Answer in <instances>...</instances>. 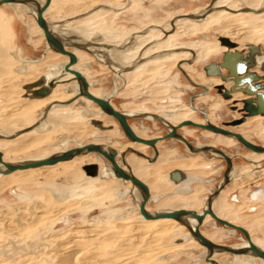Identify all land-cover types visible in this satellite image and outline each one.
<instances>
[{"label": "rangeland", "instance_id": "1", "mask_svg": "<svg viewBox=\"0 0 264 264\" xmlns=\"http://www.w3.org/2000/svg\"><path fill=\"white\" fill-rule=\"evenodd\" d=\"M214 1L55 0L53 9L47 13L46 17L57 25H53L55 28L63 26L68 30L72 29L75 33L72 34L74 37H71V41L77 43L82 39L85 42L80 49L73 44L67 48L76 50L80 55V69L84 71L83 74L91 83L90 89L103 94V98L109 97L116 109L130 115V125L135 128L134 130L143 138L152 139L169 133L168 126L160 121L149 120L145 115H143L145 117H132V114L142 112L172 119L174 117L172 109L187 107L192 95L202 93L201 89L192 86L183 71L194 83L205 85V81L211 78L205 76L204 67L214 61L219 63L223 57L222 52L193 64L187 63L191 61L189 54L171 58L164 63H150L144 67L145 69L137 70L132 65L135 63L142 65L165 52L161 48L156 49V43H160L166 37L163 30H171V23H169L171 19L206 11ZM223 5L235 11L230 10L229 14L216 18L210 17V20L204 21L205 23L190 20L191 24L196 26L199 23L201 27L199 28L198 25L196 30L189 33L190 35L173 36L169 41L170 46H183L190 42L220 45V39L223 37L238 41V33L264 23V13L258 15L242 12L245 4L241 0H228ZM21 8L20 5L15 8L7 5L0 7V136L2 133L13 135L22 128L33 127L39 123L42 113L48 105L45 104L37 109H25L22 105L23 98L27 93L24 87L43 77L52 65L64 62L62 56H55L52 51L48 50L46 39L33 25L32 14L18 13ZM80 23H85L86 27L83 25V28ZM77 24L79 27L76 31L77 26L75 25ZM90 27L94 29L92 30ZM81 34L85 36L82 37ZM145 34L147 35L145 36ZM137 36L150 37L151 39L145 42L142 47L137 48L136 52H132L131 41ZM172 39L174 40L171 41ZM238 44L239 47L241 45L244 50H248L247 43L240 42ZM262 45H264V37L258 41V46L262 47ZM89 46L98 47L102 52L100 50L91 52L87 49ZM44 56L49 58L48 61L43 60L34 64L30 62L42 59ZM105 57L115 61L114 64L104 61ZM140 58H144L145 61L142 60L141 63H138ZM181 64H185L184 68ZM179 65L183 71L179 69ZM21 67H26L29 73L27 75L20 74ZM70 97L68 95L65 99ZM93 105L92 103L87 105V109L90 110L88 113L102 122L105 131L82 132L79 136L67 124L66 127L57 124V128L54 127L47 132L41 129L36 130L30 135L41 136L43 140L27 150L7 154L6 160L22 162L33 155L47 156L52 152L65 151L91 143L104 144L108 141H117L124 146H130L131 141L124 135L119 123L107 115L101 114L99 108L96 109L97 106ZM194 105L197 109L204 110L213 124L244 134L249 141L264 147V130L260 136L253 133L259 125L262 126L260 122L263 119L259 123L255 121L244 123L239 127H226V123L242 117V114L232 113L234 112L231 109L233 104L226 101L216 90L212 89L207 96L198 98ZM76 109H80V107H76ZM132 110H137L138 113H134ZM68 112L73 113L71 109H67L59 114L64 116ZM14 113L17 116H13ZM9 116H12L11 123L5 125L4 119ZM187 119L200 123L204 117L202 114L198 115L192 112L187 116ZM78 123L75 122L76 125ZM71 124L74 125L73 122ZM179 133L196 147L215 144L216 148L231 155L233 163L238 168L246 169L241 176L231 181L218 201L222 198L228 212L231 210V205L235 203L239 205L237 211L234 208L230 211L229 218L231 220H237L235 217L240 218L239 226L243 225L248 228L255 241H264V197H260L257 201H249L250 195L255 191L264 195V157L256 160L255 163L247 160L251 151L244 148L238 141L232 140L222 144L218 142L215 134H208L195 127H185ZM1 139L2 137H0ZM62 144L63 146H61ZM139 150L144 155H153V149L150 147L144 149L141 147ZM158 151L159 159L158 161L156 159L154 163H150L136 154L126 156V160L134 158L145 166L148 173L144 174L141 180L148 181L147 183L151 184L149 186L155 190H157L156 185H160L164 189L156 193L157 195L161 194L162 197L154 196L148 203L149 211H161L160 202L167 200L176 191L172 183L167 180L165 183L162 182L167 178L168 171L172 167H177L176 163L181 161L197 160L205 166L210 165L208 168L210 174L201 175V178L206 182L202 187V194H198L201 204L197 209H194L201 212L205 207L206 198L209 197V190L212 193L215 192L223 179L227 167L226 162L209 153H191L182 142L174 139L160 144ZM161 152L165 153L161 155ZM95 158L97 161L102 160V157L93 154L74 163L71 162V165L59 166L46 173L41 174V171L28 172L29 174L19 173L3 181L7 183L0 189V264H57V258L54 255L60 252L58 248L62 243L67 244L72 239L81 244L88 241L95 242L92 239L93 236L98 233H109L117 227H132V233L118 237L111 235L107 241L103 242L98 241L99 239L96 240V244L83 251L79 257L82 258L80 263L206 264L203 259L205 249L194 241L176 246H171L173 239L170 240L166 236L162 240L154 241L152 234L147 233V228L153 230L156 225L149 227L140 220L138 211H136L135 197L130 194L132 191L130 184L126 186L113 179L106 185H101L100 179H89L90 177L86 175L83 167L92 163V159ZM122 160L120 154L118 161ZM101 162L107 172L110 164L104 159ZM178 168L181 167L174 170H181ZM184 169L182 170L185 173H197L201 170L199 167L190 168V171ZM117 189L127 195V200L116 197ZM73 191L84 192L87 197L82 195L75 199L71 195ZM59 193H62L64 197L58 198ZM95 193H101L100 202H95L93 199L92 196ZM235 197H237V201L234 202ZM65 216L69 221L61 224L62 218ZM179 228L180 226L176 229L180 232L177 237L188 233L186 228ZM201 230L203 234L212 237L217 244L237 245L241 244L244 239V236L239 232L231 239L219 238L218 235H216V239L213 237L215 233L219 234L227 229L215 224L212 219L204 224ZM113 238L116 240L115 242ZM80 250L81 247L75 249V251ZM64 252L66 253L68 250H64L61 254ZM233 258L230 254L215 256V259L221 264H232Z\"/></svg>", "mask_w": 264, "mask_h": 264}, {"label": "bare ground", "instance_id": "2", "mask_svg": "<svg viewBox=\"0 0 264 264\" xmlns=\"http://www.w3.org/2000/svg\"><path fill=\"white\" fill-rule=\"evenodd\" d=\"M47 0H19L17 2H14V3H11V4H7V5H10L11 8H15L16 6L20 5L22 6L21 10L18 12V13H23V14H32V20L34 21L36 27L40 30L41 32V35L44 36V33L43 31L38 27V24H37V16H38V13L41 9V7L46 3ZM226 1L228 0H215L214 3L208 8L203 11H200V12H197V13H193L191 15H184V16H180L174 20H172L171 22V30L168 32V33H165L166 35L167 34H171L173 33L172 35H167L168 37H165L164 40L162 39V41L159 43H156V49L158 48H161L163 50V54H160L159 56H155L154 58H152V61H148L142 65L138 64L136 65H132L133 68H136L137 70L139 69H142L146 66H148L150 63H164L166 61H168L169 59L171 58H174V57H182L184 55H191V61L187 62V63H190V64H193L201 59H204V58H207V57H210L212 56V54H215V53H218L220 51H224L226 48L229 49L228 47L226 46H223L222 43L221 45H216V44H209V43H200V42H190L188 44H185L183 46H170L169 44V41L171 38H173V36H184V35H188L190 32H193L194 30L197 29V26L199 25H193L190 23V20L192 21H196V22H206L208 20H210V17L212 18H216V17H220L224 14H229L228 11H235V10H232V8H226L224 7L225 5H223ZM244 4H245V8L242 10V12H247V13H250V14H263L264 13V0H241ZM133 2V1H132ZM21 3V4H19ZM52 5V1H51V4L50 6L48 7V9H50ZM6 6V5H5ZM228 6V5H227ZM225 8V9H224ZM48 9L46 10V12L48 11ZM234 9V8H233ZM45 12V13H46ZM210 14V15H208ZM208 15V16H207ZM45 16V14H44ZM214 16V17H213ZM206 17V18H205ZM84 19V18H83ZM47 20V19H46ZM48 21V20H47ZM204 22V23H205ZM49 23V26H50V29L52 31V33L63 43V45L65 47H69L70 45H74L76 48L80 49L82 48V45L85 43L82 39L79 40L80 42H74V41H71V37H74L72 34H74L75 32L72 31V29L69 28L66 29L65 27H61L59 26L58 28H55L53 27V25L48 21ZM88 23V22H87ZM79 24V23H78ZM78 24L75 25L77 26L76 28V31L78 29ZM82 24V26L85 24V23H80ZM72 25V24H71ZM96 25V24H95ZM94 25V27H95ZM81 26V25H80ZM86 27V25H84ZM83 26V28H84ZM88 26H90L88 24ZM201 26L199 25V28ZM203 27V26H202ZM92 29V27H90ZM96 28V27H95ZM166 28V27H165ZM174 28V29H173ZM87 29V28H86ZM94 29V28H93ZM92 29V30H93ZM80 30V29H79ZM78 30V32H79ZM82 30V28H81ZM85 30V29H84ZM238 30V29H237ZM242 30V29H241ZM68 31H71V32H68ZM147 31V30H146ZM145 31V32H146ZM162 31V30H161ZM164 31V30H163ZM144 32V33H145ZM167 32V31H166ZM241 32V31H239ZM107 34V33H106ZM105 34V35H106ZM143 34V33H142ZM80 35V34H79ZM83 34H81L82 36ZM92 35V34H91ZM147 34H145L146 36ZM190 35V34H189ZM223 35V34H222ZM85 36V35H84ZM82 36V37H84ZM96 36V35H94ZM100 36V35H98ZM102 37V35H101ZM109 37V36H108ZM152 37V36H151ZM264 37V23L262 24H259L255 27H251V28H248L246 31L242 32V33H238V41H234L236 45H238L237 43H240V42H243V43H247L248 45H258V41L261 40V38ZM45 38V37H44ZM107 38V37H106ZM115 38V37H114ZM117 38V37H116ZM159 38V37H157ZM226 38V37H225ZM86 39V38H84ZM110 39V37H109ZM150 37L147 38V37H141V36H137V37H134L132 38V52L135 51L137 48H140V46L142 47V45L145 43V42H148L150 41ZM97 40V39H96ZM102 40V39H101ZM106 40V39H105ZM111 40V39H110ZM115 40V39H113ZM174 39H172L171 41H173ZM232 41V40H231ZM88 42V41H87ZM91 42V41H90ZM110 42V41H109ZM233 42V41H232ZM233 42V43H234ZM92 44V43H91ZM97 44V43H96ZM131 44V43H130ZM150 44V43H149ZM46 45H47V48L49 51H52L53 52V55L57 56V55H60L58 53H56L55 51H53L50 46L47 44L46 42ZM88 45V44H87ZM102 45V44H100ZM98 46V45H97ZM115 46V45H114ZM99 47V46H98ZM98 47H94V46H89L87 49L91 52H96L97 50H100L98 49ZM144 47V46H143ZM240 47H242L240 45ZM260 47V46H258ZM104 48H106L104 46ZM239 48V46H238ZM108 49V48H107ZM106 49V50H107ZM160 50V49H159ZM73 51L76 56L78 57V64L72 68L71 71H78L80 73H84V71H82V69H80V55L77 53L76 50H71ZM102 52V50H100ZM129 51V50H128ZM157 51V50H156ZM126 52V51H124ZM136 52V51H135ZM138 52V51H137ZM155 52V51H154ZM149 53V52H148ZM134 54V53H133ZM151 54V53H150ZM127 55V54H126ZM142 55V54H141ZM149 55V54H147ZM62 56V55H60ZM116 56V55H115ZM63 59H64V62L63 64H54L52 65L50 68H48V71L47 73L41 77L40 79H43L44 80V86H48L49 83L51 82H54L55 84V88L52 89V92L51 94L48 96V97H45V98H41V99H31L29 97L24 96L23 98V101H22V105L25 107V109L27 110H30V109H37L38 107H41L43 105H48L47 108L45 109V111H43L42 113V118L41 120L39 121V123H37L35 126L31 127V126H28L26 129L25 128H22L21 130H18V132L16 134H13L11 135L10 133H2L3 136H0L2 137V139L0 140V152H2L3 156H6L7 154H10V153H15V152H21V151H24V150H27L31 147H34L35 145H37L38 143H40L43 139L41 136H32L30 135L31 133H34L36 130H43V131H49L50 129L56 127L57 124H59L58 126H65L66 124L68 125L69 128H71L72 130H74L77 135H81L82 132H94V131H102L101 128H104L105 127L103 126V124L95 119H93V116H91L88 112H90L89 109H87V105L91 104L92 102L89 101L88 99H86L85 97H82L78 100H76L75 102H73L72 104L70 105H66V103L71 100L73 97H75L78 93H79V84L77 82V80L75 79L76 77L71 74L69 71H66L65 67L66 65L69 63V59L68 57H65V56H62ZM99 57H101L99 55ZM135 57V56H134ZM258 57V58H257ZM256 57V63L258 65V67L256 68L257 69V73L258 70L260 69V66L261 65H264V53L260 55H258ZM104 58V57H102ZM43 60H46V59H49L48 57L44 56L42 58ZM43 60H36V61H30L31 63H38V62H42ZM121 60V59H120ZM144 60V58H140L139 62L138 63H141V61ZM107 63H111V64H114L115 61H112V59L110 60V58L108 57H105V60ZM136 61V60H134ZM145 61V60H144ZM183 61V60H182ZM123 63V62H122ZM132 63V62H131ZM182 65V64H181ZM151 66V65H150ZM185 64L182 65V67L184 68ZM132 68V69H133ZM145 69V68H144ZM179 69H181L180 65H179ZM28 69L26 67H21L19 72L20 74H24V75H27L29 72L27 71ZM135 70V69H134ZM181 71H183V69H181ZM184 72V71H183ZM187 74V73H186ZM260 75H263L262 73H259ZM84 75V74H83ZM143 75V74H142ZM85 76V75H84ZM86 77V76H85ZM87 78V77H86ZM187 78L189 79L190 82L194 83L190 77L188 76L187 74ZM39 79V80H40ZM218 80V79H217ZM38 81V80H37ZM36 82V81H35ZM33 82V83H35ZM89 82V81H88ZM222 82V81H221ZM205 83H207L209 86H212V85H215L217 83L216 80H213L212 78L209 79V80H206ZM29 84H32V83H29ZM89 84L91 85V83L89 82ZM196 84V83H195ZM224 84V83H222ZM221 84V85H222ZM230 84V87L232 85V83H229ZM28 85V84H27ZM198 85V84H197ZM218 85V84H217ZM226 86V84H224ZM26 86V85H25ZM193 86V85H192ZM201 86H204V85H201ZM219 86V85H218ZM194 87V86H193ZM213 87H216V86H213ZM212 87V88H213ZM229 87V88H230ZM196 88V87H195ZM228 88V87H226ZM228 88V89H229ZM26 91V90H25ZM90 93L96 97H99V98H103L101 93H99L97 90H93V89H90ZM240 94L242 93H237L236 95L234 94L233 97L234 98H241ZM68 95H70L71 97L69 99H65V97H67ZM244 95V94H242ZM245 96V95H244ZM233 97L230 101L233 100ZM103 99H106V100H109L110 101V98L107 97V98H103ZM197 100V99H196ZM195 100V101H196ZM194 101V102H195ZM194 102H193V106H194ZM111 103V101H110ZM235 104L239 103V101H234ZM94 104V103H92ZM112 104V103H111ZM95 105V104H94ZM241 105V104H240ZM97 106V105H96ZM50 107V108H49ZM76 107H80V109H76ZM98 107V106H97ZM191 107V106H190ZM49 108V109H48ZM90 108V106H89ZM99 108V107H98ZM242 108V107H241ZM67 109H72V110H76L74 113H67L66 115L64 116H61L59 114V112H62L64 110H67ZM100 109V108H99ZM193 111H196V112H199L195 106L194 108H191ZM170 111V110H169ZM172 111H174V117H173V120L175 122H183L185 120H187V116L190 115V113H192L190 111L189 108H187L186 106H182V107H178V108H175V109H172ZM100 112L101 114H104L101 109H100ZM132 112L134 113H138L137 110H132ZM205 112V111H204ZM123 113V112H122ZM200 113V112H199ZM207 114V113H206ZM106 115V114H104ZM124 115L128 118V121L130 119L129 116H127L125 113ZM13 116H17L16 113L13 114ZM108 116V115H107ZM145 116L150 119V120H156V121H160L162 123H164V125H167L168 127H170L172 124L168 123L166 120H164L162 117H159V116H152V115H149V114H145ZM143 115L141 116H138V117H145ZM12 116H9L7 118L4 119V124L5 125H8L10 124V118ZM110 117V116H108ZM207 117H208V114H207ZM264 116H253V117H249V119L247 118L248 122H255V121H258V123L263 119ZM86 119H88L86 121ZM110 119H114L112 117H110ZM209 119V118H208ZM115 120V119H114ZM246 120V122H247ZM110 121V120H109ZM117 121V120H116ZM210 121V120H209ZM71 122L74 123V125L71 124ZM75 122H79L78 125L75 124ZM211 122V121H210ZM100 123V124H99ZM196 123V122H195ZM212 123V122H211ZM261 123V122H260ZM70 124V125H69ZM102 124V126H101ZM202 124V123H201ZM213 124V123H212ZM89 125V126H88ZM215 125V124H214ZM57 126V127H58ZM82 126V127H81ZM87 126V127H86ZM31 127V128H30ZM56 127V128H57ZM66 127V126H65ZM86 127V128H84ZM107 128V127H106ZM262 130H264V127L262 126H258L256 129H254L253 133L255 135H261L262 133ZM204 131V130H203ZM134 132L136 133L137 136H139L140 138H143L136 130H134ZM206 133L207 132H210V131H205ZM212 133V132H210ZM9 134V135H8ZM209 134V133H208ZM214 134V133H213ZM79 135V136H80ZM125 135V134H124ZM216 135V134H215ZM220 137H218V140L220 141V143L222 144H226V142H231L232 140L236 141L235 139L233 138H230V137H225V136H222V135H219ZM258 136V137H259ZM246 138V137H245ZM64 142V141H63ZM233 143V142H232ZM253 143V142H252ZM132 145L130 146H124L122 145V143H119L117 141H108L107 143L105 144H101V145H105L107 148H109L113 153L116 154V160L118 162V157L121 153V156L123 154H126L125 157H124V160L126 162V165H128L130 167V171L132 172V162H131V158H128L126 160V156L128 154H136V153H142L139 149L141 147H145V145H141V144H137V143H132ZM255 144V143H254ZM63 146V144L61 145ZM84 146V145H82ZM194 146V145H193ZM77 147H81V146H77ZM148 147V146H146ZM196 149H201L203 147H196L194 146ZM205 147V146H204ZM218 149V148H217ZM67 150H70V149H66L65 151ZM131 150H134L136 153H133ZM158 150V148H157ZM65 151H57V152H52L50 155H47V156H44L42 154V156L40 157V155H33L31 158H28L27 160L25 161H22V162H6L4 161L5 163H14V164H18V163H32V162H35V161H39V160H43V159H47L48 157L54 155V154H57V153H63ZM225 152V151H224ZM159 153V151H158ZM226 153V152H225ZM143 154V153H142ZM202 154H206V153H202ZM210 155H213L215 158H219V159H223L219 154H217L216 152H209ZM227 154V153H226ZM90 155H93V154H89V155H85V156H79V157H76L75 159H73L72 161H79L80 159H83L82 157H86V156H90ZM97 155V154H95ZM137 155V154H136ZM229 155V154H227ZM100 156V155H99ZM231 157V155H229ZM101 157V156H100ZM158 156H156L155 158L157 159ZM264 157V154H257V153H254V152H250V156L249 158H247V160H250V161H253L255 163L256 160L258 159H261ZM123 159V157H122ZM233 159V158H232ZM101 160V159H100ZM103 160V158H102ZM101 160V161H102ZM147 160V159H146ZM151 160H154V159H151ZM72 161H69V162H63V163H59L57 165H54V166H48V167H42V168H38V169H30V170H25V171H16L10 175H0V189L2 187L5 186V184L7 182H3L6 178H10L13 174H19V173H28V171H34V172H40L41 174L42 173H46L47 171L49 170H53L54 167H57L59 165H68L69 163H71ZM93 161V159H92ZM100 162V161H99ZM101 163V162H100ZM119 163V162H118ZM121 166L123 168H125L126 170H128V168L123 165V160L120 162ZM86 165H92V164H86ZM96 165V164H95ZM134 168H136V165H133ZM111 169H112V166L110 165ZM0 169L3 171L5 170L3 165L0 164ZM101 170L103 171V176H100L98 174V176L96 178H101L103 181H101V185L103 184H107L109 183V181H104V180H110V179H115V180H120V181H123L124 182V185L128 186L130 183L129 182H125L124 180L122 179H118L115 174H114V171L112 169V174L111 173H107L109 172V170H107V172L105 171V168L102 166L101 167ZM137 170V168H136ZM246 169L245 168H238L236 165L234 166V163H233V171H232V174H231V179L234 180L235 178H237L238 176H241L244 171ZM99 172H100V168H99ZM184 172V171H183ZM39 173V174H40ZM133 174L135 172H132ZM185 173V172H184ZM208 171L202 173V174H207ZM29 174V173H28ZM254 176V175H253ZM168 177V176H167ZM186 177H187V180L185 183L183 184H180V185H174V186H177V189L176 191L174 192V194L171 196L174 197V196H180V197H186V196H190L193 194L192 192V186H204L205 184V180H203L202 178H200V176H197L196 174L194 175L193 174H189L186 173ZM92 178V177H90ZM132 184V183H131ZM130 184V185H131ZM222 185V180L221 182L219 183L218 187H220ZM228 187V186H227ZM226 187V188H227ZM225 188V189H226ZM218 189V188H217ZM225 189H223L222 191H224ZM71 191V190H70ZM69 191V192H70ZM82 192V191H81ZM128 192V191H127ZM192 192V194H191ZM84 193V192H82ZM222 193V192H221ZM70 194V193H69ZM103 194V193H102ZM128 194V193H127ZM130 194H133L134 197H135V200H136V203H137V209L136 211H138V215L140 216V220L143 221V223H145L144 225H148L149 227H152L151 225H156V228L153 229V230H150V228H147V233H151L152 236L154 237V241H158V240H162L165 236L167 238H169L170 240L173 239V242L170 244L171 246H176V245H184L186 243H189L191 241H194L196 243H198L195 239H193L190 235V233L188 232L187 234L183 235V236H180V237H177L178 235V231L176 230L177 227H184L182 225H180L178 222L174 221V220H158V221H147L145 219H143V217L140 215V205H141V202H142V199H141V195H140V192L139 190L136 188V187H132V191H130ZM212 194V193H211ZM210 194V195H211ZM71 195L75 196V199L77 197H80L82 196L81 193H77V192H72ZM85 196V195H83ZM100 196H101V193L97 194L95 193L93 197V199L95 200V202H100ZM61 197H64L61 196ZM59 197V198H61ZM122 200L126 199V195H123V196H120ZM260 197H264L263 194H261L259 191H255L252 193V195H250V198H249V201L253 202V201H257L259 200ZM170 198V197H169ZM208 198V197H207ZM206 198V199H207ZM219 198V197H218ZM217 198V199H218ZM164 199V198H163ZM216 199V200H217ZM61 200V199H60ZM166 200V199H165ZM215 200V201H216ZM214 201V202H215ZM71 202V201H70ZM93 202V201H92ZM69 203V202H68ZM162 203V202H160ZM165 203V202H164ZM46 204V203H44ZM65 204V203H64ZM167 204H169V201H167ZM72 204L70 203V206ZM235 205V206H234ZM63 206V204H62ZM66 206H68L66 204ZM206 207V205H205ZM204 207V209H205ZM231 210H233V208L235 209V211H237V208H239V205H237L236 203L231 205ZM55 208V207H54ZM53 208V209H54ZM61 208V207H60ZM136 208V207H135ZM57 209V208H56ZM64 209V208H63ZM203 209V210H204ZM58 210V209H57ZM134 210V209H133ZM178 210V209H177ZM202 210V211H203ZM162 212H151L153 214H157V213H163V212H169V211H175V210H161ZM196 211V210H194ZM201 211V212H202ZM213 211L215 212V214L221 218V219H224V220H227L229 222H231L232 220L229 218L230 215H231V212L227 211V209H225L224 207V203L222 202V200H220L219 202H215L213 203ZM198 212V211H197ZM201 212H198V213H201ZM54 215V213H52ZM57 215V214H56ZM45 216V214H44ZM46 217V216H45ZM54 218V217H53ZM210 219H212L214 221L215 224L216 221L211 217V216H207L206 217V220L204 221V224H206ZM190 223L192 224L193 227H195L197 225V221L193 218H190L189 219ZM203 224V225H204ZM147 227V226H146ZM223 227V226H222ZM185 228V227H184ZM224 229H227V231H224L222 234H224L225 236H223V238L225 237V239H230V236H235L236 235V231L235 230H232V229H228L226 227H223ZM145 229V228H144ZM24 230V229H23ZM143 230V229H142ZM146 230V229H145ZM187 230V229H186ZM202 232V231H201ZM132 233V227H117L116 229H114V231H109V233H106L105 234H101V233H98L96 234L95 236H93V240H95V242H87V243H84V244H81L80 242L76 241V240H73L72 241H67L68 243H62L60 246H59V253L58 254H53L54 256H56L57 258V264H82L80 263V259L79 257H81L83 251L87 250V248H89V246L93 245V244H96V240L100 241V242H103L104 240L107 241L108 240V237H110L112 235L115 236V237H118V236H127L128 234ZM203 234V232H202ZM204 235V234H203ZM226 235H230L229 237H226ZM130 236V235H129ZM128 236V237H129ZM132 236V235H131ZM205 236V235H204ZM206 237V236H205ZM222 237V236H221ZM114 239V238H113ZM118 239V238H117ZM168 239V241H169ZM245 239V238H244ZM78 240V239H77ZM92 240V241H93ZM112 240V239H111ZM210 240V239H209ZM246 240V239H245ZM253 240V239H252ZM85 241V240H83ZM116 240L114 239V242ZM175 241H180V243H175ZM212 241V240H211ZM170 242V241H169ZM254 244H256V246H258L260 249L264 250V241H261V242H257L255 240H253ZM215 243V242H214ZM98 244V243H97ZM150 244V243H149ZM199 244V243H198ZM66 245H69L66 247ZM99 245V244H98ZM97 245V246H98ZM200 245V244H199ZM248 247V242H245L243 245H240V246H235L233 248L235 249H240V248H244V247ZM60 247H63V248H60ZM79 248L81 247V250L80 251H75L76 248ZM83 247V248H82ZM101 247V246H100ZM148 247V246H147ZM56 248V249H57ZM72 248H75V249H72ZM204 248V247H203ZM72 249V250H71ZM205 249V248H204ZM42 250V249H40ZM66 251L68 250V252H64V254H61L63 251ZM74 250V251H73ZM53 251V250H52ZM55 251H58V250H55ZM204 253V262L206 264H211L210 262L207 261V257H208V251L205 249V252ZM219 254H225V253H215L214 254V257L213 259L218 261L217 259H215V256L216 255H219ZM234 258H233V263L232 264H264V261L260 258H257V257H254L252 254L250 255H241V256H234L232 255ZM79 258V259H78ZM56 260V259H55ZM219 264H221L219 261H218Z\"/></svg>", "mask_w": 264, "mask_h": 264}, {"label": "water", "instance_id": "3", "mask_svg": "<svg viewBox=\"0 0 264 264\" xmlns=\"http://www.w3.org/2000/svg\"><path fill=\"white\" fill-rule=\"evenodd\" d=\"M17 1L19 0H0V7ZM51 1L52 0H47L46 3L41 7L37 16V24L38 27L43 31L46 42L50 46V48L56 53L68 57L69 63L66 65L65 69L76 77L75 79L79 84V93L71 100H69L66 105H70L76 100L85 97L86 99L97 105L104 114L117 120L127 139H129L132 143L145 145L154 149L156 152V156H158L159 154L157 150L158 143L172 139L182 142L187 147V149L194 154L216 152L223 158L227 165L223 175L222 185L218 187V189H216L215 192L206 199V207L201 213H198L194 210L179 209L175 211L153 214L147 208L148 203L152 200L151 190L144 181L136 177L130 171V167L126 165V162L124 160L126 154H123L122 157L123 165H125L128 170L124 169L117 162L116 154L113 153L109 148H107L105 145L95 143L87 144L81 147H75L63 153L54 154L47 159L35 161L32 163H5L4 156L2 152H0V164L3 165L5 169L3 171L0 169V175H10L16 171H25L30 169L54 166L59 163L72 161L79 156L97 154L112 166L114 174L118 179H122L125 182H131L132 185L140 191L142 202L139 211L143 219L147 221L174 220L178 222L180 225L184 226L187 229L193 239H195L202 247H204L208 251L207 261L211 264H219L218 261L213 259L216 252L234 256L252 254L254 257L260 258L264 261V250L260 249L258 246H256V244H254L252 236L246 228L219 218L213 211L214 201L220 196L222 190L231 184V174L233 171L232 157L227 155L222 149H217L213 146H205L201 149H196L183 135L179 133V131L185 127H195L204 131H210L216 135L233 138L240 144H242L244 148L257 154H264V147L252 143L241 133L212 124L209 121L206 112L202 110H200L199 112L205 117V124L186 120L179 123L178 125H171L170 127H168L169 133L164 136H160L154 139H142L137 136L124 113L116 109L109 100L92 95L90 93V84L88 82V79L78 71H71L72 68H74L78 64V57L73 51L65 47L63 43L52 33L49 23L44 16L46 10L51 4ZM220 42L223 46L228 47L229 51L224 53L219 64L214 61L204 67V73L207 78H220L222 83H232V85L229 89L226 88L224 84L210 88L208 86H201L190 82L194 87H196V89L203 90L202 93L194 94L190 97V106L191 108H194L193 102L198 98L207 96L212 89L216 90L217 93L221 95L226 101H230L234 94L242 93L247 96V99L239 101L238 103L242 105V108L238 110L235 107H231L233 111L238 110L239 113L242 114V117L233 119L232 121L226 123V127H239L246 123V120L249 117L258 115L264 116V65L260 66L259 72L263 75H260L255 70L258 67L256 63V57L261 54L262 49L264 50V48L255 45H249L247 52H240L237 50L238 45L233 43L230 39L223 37L220 39ZM183 74L187 78L186 72H183ZM53 88H55L54 82L49 83L48 86H44L43 79H40L35 83L28 84L24 87L27 92L26 96L31 99H41L48 97L51 94ZM101 130L105 131L104 128H101ZM131 151L133 153H136L134 150ZM136 154L139 157L147 159L150 163L156 162V158H154V160H151V158L142 153ZM83 170L88 177L96 178L99 174L98 165H84ZM168 178L173 183V185L183 184L187 180L186 173H184L182 170H174L168 173ZM207 216H211L220 226L241 233V235L244 236V238L248 242L249 246L235 249L233 247L217 244L209 240L201 232V227L203 226ZM190 218H193L197 221V225L195 227H193L190 223ZM175 243H180V241H175Z\"/></svg>", "mask_w": 264, "mask_h": 264}, {"label": "crops", "instance_id": "4", "mask_svg": "<svg viewBox=\"0 0 264 264\" xmlns=\"http://www.w3.org/2000/svg\"><path fill=\"white\" fill-rule=\"evenodd\" d=\"M52 2H53V5L51 6V8L50 9H48V11L45 13V18L47 19V17H46V15H47V13L50 11V10H52L53 9V7H54V5H55V0H52ZM17 14V13H16ZM18 16V15H17ZM20 17V16H19ZM48 20V19H47ZM49 21V20H48ZM52 25H55L53 22H51V21H49ZM59 23V22H58ZM34 26H35V28L37 29V31L39 32V30H38V28L36 27V25H35V23L33 24ZM55 26H57V25H55ZM40 33V32H39ZM41 35V34H40ZM39 60H43V59H39ZM44 61H48V59H46V60H44ZM41 62V61H40ZM133 129H134V127H132ZM243 136H244V134H242ZM246 137V136H245ZM164 142H166V141H164ZM218 142H220L219 140H218ZM163 142H160V143H158V145H157V147H159V145L160 144H162ZM143 149H144V147H143ZM162 153H165V152H161V155H162ZM132 160H131V162H132V172H135L134 173V175H136L139 179H141L142 177H143V175L144 174H147L148 172H147V170H146V168H144V165L141 163V162H138L137 160H135L134 158H131ZM210 160H208V162H209ZM73 163L74 162H76V160L75 161H72ZM202 164V165H201ZM68 165H71V163H69ZM68 165H59V166H68ZM133 165H136V168H137V170H136V168H134V166ZM59 166H57V167H59ZM176 166L177 167H181V168H188V169H184L185 171H190L189 169L190 168H194V167H199V169H201L199 172H197V173H195V172H192V173H194V174H197V175H199L200 177H201V175H204V174H202V173H204V172H206V171H208L207 169H204V167H205V165L202 163V162H197V160H195V161H193V160H185V161H181V162H179V163H176ZM57 167H54V169H56ZM177 167H172V169L171 170H169L168 171V173H170L172 170H174V169H176ZM28 172H34V171H28ZM208 174H210V172L208 171V173L207 174H205V175H208ZM16 175V174H15ZM12 176H14V174L12 175ZM11 176V177H12ZM143 181V180H142ZM145 182V181H144ZM148 181H146L145 183L149 186H151V184L150 183H147ZM170 185V184H169ZM168 185V186H169ZM149 186V188H150V190H151V194H152V199H153V197L155 196H160V197H162L161 196V194H159V195H157L156 193H159V192H157L154 188H152V187H150ZM171 186H173V185H171ZM174 187V189L176 188L175 186H173ZM202 187L203 186H195L194 187V190H195V193L194 194H192V195H190V196H186V197H180V196H174V197H170V198H168L167 200H164L162 203H160L161 204V209L160 210H177V209H197L199 206H200V204H201V199H199V195L200 194H202ZM199 190V191H198ZM209 192H211V190H209ZM225 192V191H224ZM224 192H223V194H224ZM199 194V195H198ZM159 197V198H160ZM264 199V198H263ZM220 200H222V198L220 199ZM167 201H169V204H167ZM165 202V203H164ZM219 202V201H218ZM177 203V204H176ZM171 207V208H170ZM147 208H148V205H147ZM235 219H237V220H232L231 221V223H234V224H236V225H238L239 224V221H240V218H238V217H235ZM241 227H244V228H246L245 226H243V225H241ZM249 232H250V234H251V236H252V233H251V231L248 229V228H246ZM221 233H222V231L219 233V234H217V233H215V235H213V237H215L216 238V235H218V237L220 238L221 237ZM211 238V240L213 241V242H215L216 243V241L212 238V237H210ZM221 238H223V237H221ZM217 239V238H216ZM252 239H253V237H252ZM254 240V239H253ZM259 242H261V240H258ZM220 262V261H219Z\"/></svg>", "mask_w": 264, "mask_h": 264}, {"label": "flooded vegetation", "instance_id": "5", "mask_svg": "<svg viewBox=\"0 0 264 264\" xmlns=\"http://www.w3.org/2000/svg\"><path fill=\"white\" fill-rule=\"evenodd\" d=\"M19 4H21V3H19ZM7 6H9V7H11L10 5H7ZM18 14V13H17ZM171 21H172V19H171ZM171 25V24H170ZM174 29V28H173ZM163 32H165V33H168L169 31H163ZM173 33H171V35H172ZM169 36V35H168ZM167 35H166V37H168ZM233 41V40H232ZM234 42V41H233ZM235 43V42H234ZM220 44V43H219ZM238 44V43H237ZM221 45V44H220ZM222 46V45H221ZM238 46H239V44H238ZM256 46H258V45H256ZM262 48H264V45H262ZM238 51H240V52H244V51H248V50H244V48H242V47H239L238 49H237ZM227 51H229V49H225L224 51H220V52H222V56L224 55V53L225 52H227ZM219 53V52H218ZM218 53H215V54H218ZM264 53V50L262 49V54ZM214 54H212V56H213ZM211 57V56H210ZM258 58V57H257ZM190 62V61H189ZM221 62V61H220ZM219 62V63H220ZM218 62H217V64H219ZM256 71H257V69H255ZM224 73H225V71H224ZM213 80H216L217 81V83L215 84V85H212V86H209L207 83H204L205 85L204 86H208V87H210V88H212L213 86H218V85H221L222 84V82H221V79L220 78H212ZM218 79V80H217ZM33 83V82H32ZM218 84V85H217ZM226 87H230V84H226ZM203 91V90H202ZM236 95V94H235ZM240 96H241V98H234L233 97V100L232 101H230L233 105L231 106V107H235L236 109H241V107H242V105H240V104H235L234 103V101H242V100H244V99H247V96H244V95H242V94H240ZM93 105V104H92ZM93 106H95V105H93ZM195 106V105H194ZM98 107H96V109H97ZM187 108H189L190 109V111L191 112H193V114H198V115H201V113H199V112H196V111H193L192 109H191V107H190V100H189V104H188V106H187ZM196 108V107H195ZM197 109V108H196ZM232 109V108H231ZM72 110V109H71ZM98 110H100V109H98ZM198 111H200V109H197ZM234 111V112H232V113H234V114H238L239 113V111ZM76 111V110H75ZM74 111V112H75ZM202 111H204V110H202ZM72 112H73V110H72ZM73 112V113H74ZM145 114H149V115H152V116H159V115H154V114H150V113H139V114H132V117H138V116H140V115H145ZM127 115V114H126ZM127 116H129L130 117V115H127ZM159 117H162V116H159ZM204 117V116H203ZM164 120H166L168 123H170V124H172V125H178L179 123H181V122H175L174 120H173V118L171 119V118H168V117H162ZM208 118H209V116H208ZM93 119H95V118H93ZM235 119H238V118H235ZM249 119V118H248ZM95 120H97V119H95ZM150 120V119H149ZM187 120H189V119H187ZM263 120H264V117H263ZM261 121V123H262V126L264 127V121ZM97 121H99V122H101L100 120H97ZM186 121V120H185ZM191 121H193V120H191ZM118 122V121H117ZM102 123V122H101ZM196 123H198V122H196ZM200 123H202V124H205V117H204V120L202 121V122H200ZM246 123H248V120H247V122ZM129 124H130V121H129ZM104 126V125H103ZM105 127V126H104ZM133 127V126H132ZM133 129V128H132ZM135 129V128H134ZM133 129V130H134ZM207 133H209L210 134V132H207ZM1 136H3L2 134H1ZM220 137L219 135H216V137ZM218 137H217V139H218ZM245 137V136H244ZM154 138H157V137H154ZM154 138H152V139H154ZM142 139H146L145 137L144 138H142ZM246 139H248V138H246ZM120 143V142H119ZM105 144V143H104ZM129 145H131V144H129ZM205 146H213V147H215L216 148V145L215 144H210V145H205ZM146 147V146H145ZM144 147V148H145ZM198 147H204V146H197V148ZM158 148V147H157ZM152 149V148H151ZM59 152V151H58ZM226 152V151H225ZM227 153V152H226ZM121 154V153H120ZM228 154V153H227ZM146 156H148L147 154H145ZM213 156V155H212ZM149 158H151V159H154L155 157H156V154H155V151H154V149H153V155L152 156H148ZM214 157V156H213ZM84 158V157H83ZM7 158H6V156H4V161H6V162H8L7 160H6ZM158 159H159V156L157 157V161H158ZM100 160V159H99ZM99 160L97 161L96 160V158L95 159H93V162L92 163H89V164H92V165H98L99 166V168H100V172H99V175L100 176H103V171L101 170V167L103 166V164H102V162H101V160H100V162H99ZM209 160V159H208ZM86 161V160H85ZM148 161V160H147ZM119 162V161H118ZM149 162V161H148ZM119 164H121L120 162H119ZM207 164V163H206ZM234 166H235V164H234ZM145 167V166H144ZM210 167V165H207V166H205L204 167V169H207L208 170V168ZM125 169V168H124ZM178 169H184V168H178ZM108 170H109V172L108 173H111L112 174V169H111V167H109L108 168ZM183 171V170H182ZM189 174H193L192 172L191 173H188V175ZM195 175V174H194ZM197 175V174H196ZM136 176V175H135ZM197 176H199V175H197ZM137 177V176H136ZM201 178V177H200ZM89 179H100V181H103L101 178H89ZM111 180H113V179H110V180H104V181H111ZM115 180V179H114ZM166 180H167V182H170V183H172L170 180H169V178L167 177L165 180H163L162 182L163 183H165L166 182ZM117 181H120V180H117ZM120 183H123V185H124V182L123 181H120ZM130 183V182H129ZM131 184V183H130ZM173 184V183H172ZM131 186L132 187H134L132 184H131ZM176 188L174 189V190H176L177 189V186H175ZM194 187H195V185L194 186H192V192L194 191V193H195V190H194ZM156 188H157V192H160V191H162V190H164L163 189V187L162 186H160V185H156ZM225 191V190H224ZM224 191H222V193L220 194V196H219V198L221 197V195L223 194V192ZM110 192V191H109ZM140 192V191H139ZM192 192H191V194H192ZM212 192H210V194H211ZM214 193V192H213ZM82 195H85L86 196V194L85 193H81ZM115 194H116V197L117 198H121L120 196H123V195H125V194H123V192H121L119 189H117L116 191H115ZM210 194H209V196H210ZM141 195V194H140ZM173 195V194H172ZM61 196H63V194L62 193H59L58 195H57V197L59 198V197H61ZM94 196V195H93ZM104 196V195H103ZM75 197V196H74ZM87 197V196H86ZM160 197V196H159ZM218 198V199H219ZM141 199H142V197H141ZM157 199H159V198H157ZM218 199L215 201V202H218ZM237 199V197H235L234 198V202L235 201H237L236 200ZM126 200H127V195H126ZM220 201V200H219ZM214 202V203H215ZM206 205V204H205ZM149 210V209H148ZM159 210V209H158ZM179 210V209H178ZM151 212V211H150ZM159 212H162V211H159ZM65 221H69L68 220V218L65 216V217H63L62 218V223L61 224H63ZM181 228V227H180ZM179 228V229H180ZM183 228V227H182ZM178 231V230H177ZM202 231V230H201ZM179 232V231H178ZM224 232V231H223ZM222 232V233H223ZM180 233V232H179ZM221 233V236L223 237V236H225L224 234H222ZM205 235V234H204ZM208 239H210L211 240V238H210V236H207V235H205ZM230 235H226V237H229ZM232 237H234V236H230V239L232 238ZM225 238V237H224ZM242 243L241 244H237V245H227V246H230V247H235V246H239V245H243L245 242H247L245 239H242ZM247 247V246H246Z\"/></svg>", "mask_w": 264, "mask_h": 264}]
</instances>
